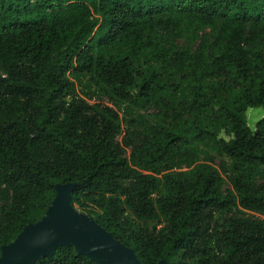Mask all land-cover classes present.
<instances>
[{
	"label": "trees",
	"instance_id": "trees-1",
	"mask_svg": "<svg viewBox=\"0 0 264 264\" xmlns=\"http://www.w3.org/2000/svg\"><path fill=\"white\" fill-rule=\"evenodd\" d=\"M251 107L264 0H0V250L70 182L142 264H264Z\"/></svg>",
	"mask_w": 264,
	"mask_h": 264
},
{
	"label": "water",
	"instance_id": "water-1",
	"mask_svg": "<svg viewBox=\"0 0 264 264\" xmlns=\"http://www.w3.org/2000/svg\"><path fill=\"white\" fill-rule=\"evenodd\" d=\"M74 185L55 184V196L42 218L24 226L15 239L1 246L0 264H33L59 246H73L97 264H142L132 248L71 204ZM157 264L166 262L161 259Z\"/></svg>",
	"mask_w": 264,
	"mask_h": 264
},
{
	"label": "rangeland",
	"instance_id": "rangeland-1",
	"mask_svg": "<svg viewBox=\"0 0 264 264\" xmlns=\"http://www.w3.org/2000/svg\"><path fill=\"white\" fill-rule=\"evenodd\" d=\"M79 93L80 95H83L80 90H79ZM261 117H264V107H251V108H248L246 111V121L250 127H253L254 123ZM214 164L215 166H218V160H216ZM224 188H230V185L227 179H225Z\"/></svg>",
	"mask_w": 264,
	"mask_h": 264
}]
</instances>
